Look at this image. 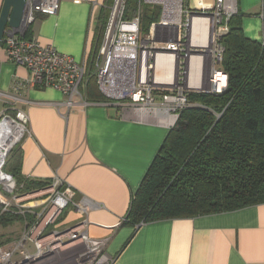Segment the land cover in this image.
Returning a JSON list of instances; mask_svg holds the SVG:
<instances>
[{"label": "crops", "instance_id": "1", "mask_svg": "<svg viewBox=\"0 0 264 264\" xmlns=\"http://www.w3.org/2000/svg\"><path fill=\"white\" fill-rule=\"evenodd\" d=\"M215 1L182 0L184 36L190 13H211ZM236 1L235 15L240 16L244 34L264 43V0ZM111 2L60 0L55 14H36L31 34L77 62L87 61L90 69L103 39L98 25ZM191 26L192 45L208 49L192 55L186 88L198 91L210 85V79L216 86L225 87L228 76L211 46L214 20L196 16ZM155 33L164 43L178 36L175 24L159 27ZM175 58L166 54L156 59L155 83L181 81L176 77ZM220 74L226 78L222 85ZM29 77L27 68L10 60L2 47L0 95H6L0 97V111L23 109L29 117L31 134L16 147L21 154L22 174L49 185L59 178L76 191L75 200L96 202L84 217L73 207L66 208L65 222L74 225L87 219L88 235L107 239L106 252L112 256V264H264V202L235 211L138 226L126 222L132 199L171 128L165 123L167 117L157 116L161 121L146 111L123 108L109 99L94 101L89 96L88 105H82L75 96V105L70 108L61 90L26 85ZM157 100L161 101L159 97Z\"/></svg>", "mask_w": 264, "mask_h": 264}, {"label": "built area", "instance_id": "2", "mask_svg": "<svg viewBox=\"0 0 264 264\" xmlns=\"http://www.w3.org/2000/svg\"><path fill=\"white\" fill-rule=\"evenodd\" d=\"M148 3L160 5L161 16L152 23L150 32L144 33L141 6ZM59 4L60 0H26L21 25L6 27L3 48L10 60L29 71L26 85L61 90L70 108L75 105V96L79 97L82 105H88L91 101L86 92L89 81L87 61L77 62L33 35L25 37L37 13L55 14ZM109 8L106 30L94 57L99 91L123 108L149 111L152 115L156 110H167L172 117L170 122L165 123L169 127L174 126L180 113L193 104L188 97L190 89L181 85L160 88L153 82V71L159 56L167 54L175 58V52H182L185 48L186 39L180 31L176 38L166 43L159 42L155 37V26L157 23L177 24L181 30L182 0H139L138 12L129 19L124 17L126 0H112ZM211 13L214 23L220 27L214 34L216 39L219 33L228 31V20L238 13L237 1L216 0ZM188 22L189 16L186 24ZM214 54L215 59L221 61L222 48L219 46ZM221 90L222 87L212 84L208 91L219 93ZM3 95L6 94L0 97ZM155 117L158 118L157 115ZM28 134H31L29 117L24 110L8 107L0 111V215L10 211L12 198L17 199L14 193L18 182L14 175L5 171L8 156ZM47 188L53 195L43 211L26 224L19 239L0 244V264H112L113 259L106 253L107 239L90 237L85 230L88 223L85 218L67 228L47 232L49 225L56 223L66 208L71 206L84 217L97 206L96 202L88 199L75 200L76 191L59 178ZM27 211L23 210L20 214L24 216Z\"/></svg>", "mask_w": 264, "mask_h": 264}, {"label": "trees", "instance_id": "3", "mask_svg": "<svg viewBox=\"0 0 264 264\" xmlns=\"http://www.w3.org/2000/svg\"><path fill=\"white\" fill-rule=\"evenodd\" d=\"M138 0H126L124 17L136 14ZM108 15L101 18L104 36ZM160 19V7H145L143 32ZM221 69L226 87L219 93L188 90L193 103L172 126L132 199L126 222L134 226L162 219L235 211L264 202V43L244 34L239 15L228 21ZM31 27L25 37L32 36ZM3 47V46H2ZM88 96L106 101L96 79ZM5 171L26 189L46 182L30 180L21 171V154L8 156ZM24 218L6 212L0 224ZM0 244H4L1 243Z\"/></svg>", "mask_w": 264, "mask_h": 264}, {"label": "rangeland", "instance_id": "4", "mask_svg": "<svg viewBox=\"0 0 264 264\" xmlns=\"http://www.w3.org/2000/svg\"><path fill=\"white\" fill-rule=\"evenodd\" d=\"M138 3H139V0H138ZM109 6L104 13V16L106 15V17H107V15L109 16V13H110ZM146 6L153 8L156 6L159 7L160 5L158 6L157 4H151V3L150 4L149 3L148 4H142V6H141L142 21H143V12H144ZM137 12H138V9H137ZM160 16H161V6H160ZM224 22H226V21H224ZM151 26H152V24H151ZM213 50L215 53V46H214ZM96 70H97V68H96L94 57H93L91 60L90 69H89V81H90L91 77L93 79H96V76H95ZM180 75H182V74H180ZM227 82H228V79H227ZM222 90H223V88H222ZM204 92L211 93L212 91H204ZM105 98L108 99L107 97H105ZM21 110H23V109H21ZM158 118L161 119L160 117H158ZM48 186H49V184H46L45 186H43L41 188L26 189L24 186L18 184V187L14 193L15 194L14 196H17V199L12 198L13 206L10 207L11 209L8 212L20 214V212L23 210H28V211L25 213L24 216L22 215L24 217L22 219L14 220L7 225L0 224V242L1 243L7 244L11 241H15V240L19 239L21 237V234L25 230L26 224L28 222L35 220L37 213H41L43 211V209L49 203V201L53 195V192H51L47 188ZM70 208H72V207L67 208V210ZM66 213H67V211H63L62 214L60 215L58 221L54 224L49 225V227L47 228V232H50V231L56 230V229H64V228H67V227L73 225L72 223L67 224L65 222ZM30 247H31V250L34 251V247L32 244H30ZM110 257L112 258V256H110Z\"/></svg>", "mask_w": 264, "mask_h": 264}, {"label": "water", "instance_id": "5", "mask_svg": "<svg viewBox=\"0 0 264 264\" xmlns=\"http://www.w3.org/2000/svg\"><path fill=\"white\" fill-rule=\"evenodd\" d=\"M26 9V0H4L2 4V8L0 11V49L3 46V38L5 34L6 27L8 25L19 27L22 23L23 16ZM196 16H203L213 19V14L209 12H199V11H193L189 15V22L187 23V29H186V40H185V48L182 52H175L176 58H175V70L177 74V78L180 77L179 74H182L181 81L167 83V84H158L157 86L160 88H173L178 85H182L184 87H189V75H190V62L192 54H204L208 47L204 48H198L192 45L191 43V37H192V26L191 21ZM162 26H169L164 25L163 23H157L155 26V31L157 28ZM177 33L180 32V27L176 26ZM156 37V33H155ZM156 40L159 41V39ZM212 46V45H211ZM182 61V62H181ZM220 63V61L218 60ZM225 73V72H224ZM211 84L210 85H203L201 86L198 91H208L211 89L212 84H215V82L210 79ZM225 87H223L224 89Z\"/></svg>", "mask_w": 264, "mask_h": 264}, {"label": "bare ground", "instance_id": "6", "mask_svg": "<svg viewBox=\"0 0 264 264\" xmlns=\"http://www.w3.org/2000/svg\"><path fill=\"white\" fill-rule=\"evenodd\" d=\"M214 20V19H213ZM229 21V20H228ZM175 26H177L176 24H175ZM218 28H220L219 26H216V24H215V29H214V32H213V36H212V48L214 49V46H215V50L220 46L221 48H222V53H223V47H222V45L219 43V39H220V37L224 34V33H219L218 34V36L216 37V39H215V37H214V34L217 32V29ZM228 30H229V28H228ZM181 31V30H180ZM227 32V31H226ZM225 32V33H226ZM185 38H186V35H185ZM4 49V48H3ZM192 55H196V54H192ZM220 85H222V83H224L225 82V80H226V78H225V75H222V74H220ZM150 80L152 81V79H151V77H150ZM89 82V81H88ZM154 82V81H153ZM155 83V82H154ZM157 83H155V85H156ZM158 85V84H157ZM182 86V85H181ZM218 86V85H217ZM216 86V87H217ZM219 87H221V86H219ZM174 88V87H173ZM165 89H170V88H165ZM133 110H136V109H133ZM136 111H141L140 109H137ZM145 112V111H144ZM149 112V111H148ZM154 116H165V117H167V120L170 122L171 121V115L167 112V110H160V111H158V110H156V112L153 114ZM52 184V183H51ZM50 184V185H51ZM49 185V186H50Z\"/></svg>", "mask_w": 264, "mask_h": 264}, {"label": "flooded vegetation", "instance_id": "7", "mask_svg": "<svg viewBox=\"0 0 264 264\" xmlns=\"http://www.w3.org/2000/svg\"><path fill=\"white\" fill-rule=\"evenodd\" d=\"M182 75H180V77H181ZM182 78V77H181Z\"/></svg>", "mask_w": 264, "mask_h": 264}]
</instances>
